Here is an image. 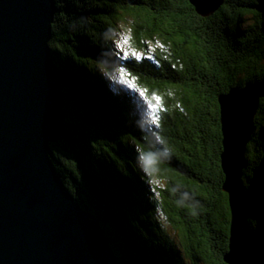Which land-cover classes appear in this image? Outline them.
Listing matches in <instances>:
<instances>
[{
	"label": "trees",
	"instance_id": "trees-1",
	"mask_svg": "<svg viewBox=\"0 0 264 264\" xmlns=\"http://www.w3.org/2000/svg\"><path fill=\"white\" fill-rule=\"evenodd\" d=\"M55 1L69 134L51 145L59 176L121 264H228L219 95L260 90L243 178L264 235V0L209 16L190 0Z\"/></svg>",
	"mask_w": 264,
	"mask_h": 264
},
{
	"label": "water",
	"instance_id": "water-1",
	"mask_svg": "<svg viewBox=\"0 0 264 264\" xmlns=\"http://www.w3.org/2000/svg\"><path fill=\"white\" fill-rule=\"evenodd\" d=\"M225 0H190L202 16ZM55 0H0V264H121L99 219L65 185L51 154L68 142L64 74L51 56ZM260 90L219 95L228 264H264V235L249 224L247 144Z\"/></svg>",
	"mask_w": 264,
	"mask_h": 264
},
{
	"label": "rangeland",
	"instance_id": "rangeland-1",
	"mask_svg": "<svg viewBox=\"0 0 264 264\" xmlns=\"http://www.w3.org/2000/svg\"><path fill=\"white\" fill-rule=\"evenodd\" d=\"M120 47H121V49H124V46L123 45H121Z\"/></svg>",
	"mask_w": 264,
	"mask_h": 264
},
{
	"label": "bare ground",
	"instance_id": "bare-ground-1",
	"mask_svg": "<svg viewBox=\"0 0 264 264\" xmlns=\"http://www.w3.org/2000/svg\"><path fill=\"white\" fill-rule=\"evenodd\" d=\"M151 95V94H150ZM153 103V102H152ZM54 163V162H53ZM55 166V165H54ZM110 243V242H109ZM111 245V244H110ZM111 247H112V245H111ZM113 249V248H112Z\"/></svg>",
	"mask_w": 264,
	"mask_h": 264
},
{
	"label": "snow or ice",
	"instance_id": "snow-or-ice-1",
	"mask_svg": "<svg viewBox=\"0 0 264 264\" xmlns=\"http://www.w3.org/2000/svg\"><path fill=\"white\" fill-rule=\"evenodd\" d=\"M125 59H127V57H125ZM123 71V70H122ZM130 75V74H129Z\"/></svg>",
	"mask_w": 264,
	"mask_h": 264
}]
</instances>
